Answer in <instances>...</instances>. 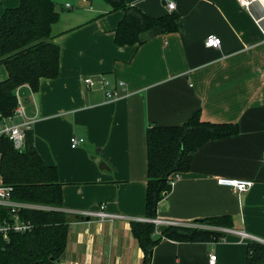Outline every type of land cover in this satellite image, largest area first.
<instances>
[{"label":"crops","instance_id":"1","mask_svg":"<svg viewBox=\"0 0 264 264\" xmlns=\"http://www.w3.org/2000/svg\"><path fill=\"white\" fill-rule=\"evenodd\" d=\"M88 2L67 0V10L77 4L81 11L63 13L53 27L61 48L59 76L42 79L33 94L21 89L26 118L0 121L4 127L31 120L39 154L59 169L69 232L56 264H143L131 222L146 220L147 130L181 126L197 111L205 122L237 124L239 133L211 140L194 154L191 170L175 177L157 218L191 224L231 216L234 228H212L224 234L212 242L164 238L151 264H209L211 254L216 264H246L248 243H264V0L250 10L237 0H125L153 17L179 15L177 32L153 28L141 45L125 47L114 39L124 13L103 0ZM19 4L0 1V18ZM210 35L221 39L220 48L205 46ZM102 77L111 87L125 83L119 100L106 98ZM6 78L7 72L0 75ZM86 78L95 85L87 87ZM73 137L84 143L72 148ZM223 178L255 185L237 192L219 185ZM102 205L123 217L76 214ZM165 227L156 228V236Z\"/></svg>","mask_w":264,"mask_h":264},{"label":"trees","instance_id":"2","mask_svg":"<svg viewBox=\"0 0 264 264\" xmlns=\"http://www.w3.org/2000/svg\"><path fill=\"white\" fill-rule=\"evenodd\" d=\"M18 1V7L7 9L0 18V65L7 72V78L0 81V121L13 116L19 103L18 89L29 86L38 92L42 79H56L60 72L61 48L55 42L53 27L61 15L55 2ZM103 1L111 11L124 13L114 31L117 46L141 45L153 28L165 33L179 29L176 13L153 17L125 0ZM238 133L237 124L205 122L200 111L181 126H150L146 134V219L158 217L159 204L171 191L175 177L191 170L194 154L204 144ZM0 179L2 185L13 189L14 200L54 208L24 213L33 230L11 233L9 240L0 238V264H56L65 252L69 232L67 214L62 211L63 184L58 167L45 163L39 154L32 129L26 132L21 149H16L8 136L0 135ZM192 224L202 227L167 226L156 236L154 224L132 221L133 236L145 254L143 264H151L152 251L164 238L183 243L212 242L224 235L212 228H234L231 216L208 217ZM246 264H264V243H248Z\"/></svg>","mask_w":264,"mask_h":264},{"label":"built area","instance_id":"3","mask_svg":"<svg viewBox=\"0 0 264 264\" xmlns=\"http://www.w3.org/2000/svg\"><path fill=\"white\" fill-rule=\"evenodd\" d=\"M241 7L250 10L252 6L257 3L258 0H237ZM70 8V5H67ZM168 9L173 11L175 10V4L173 2L168 3ZM262 21V18L258 20ZM205 46L209 49H218L222 46V41L216 35H210L205 40ZM84 83L87 87H93L95 85L94 80L91 78H86ZM100 84L106 90V98L111 101H116L121 98L120 91L125 90V83L119 81L116 86L111 87L110 82L106 77H102L100 79ZM25 87V86H24ZM28 90H30L31 94L34 92L31 90L29 86H26ZM21 88L17 91L18 97V107L15 109L13 116L10 119L11 121L14 118H26L25 108L23 103V98L21 96ZM33 122L31 120H23L20 124L7 126L5 125L0 130V135H6L13 142L16 149H21L24 146L26 139V132L32 129ZM84 143L83 139H78L73 137L71 139V147L78 148L81 144ZM264 165V160H263ZM218 184L221 186L229 187L234 189L237 192H247L250 190L255 183L253 181L248 180H237V179H229L223 178L218 180ZM54 208L32 204L23 201H17L13 198V189L9 186H5L0 184V238L9 240V235L11 233H27L33 230V224L31 221L26 220L23 215L27 211L30 210H43V211H51ZM2 210V211H1ZM76 214L88 217V218H99L102 221L105 220H114L116 218H122L123 216L111 215L105 212V206L102 205L100 211L98 212H77ZM144 222H149L155 225L156 228L160 226H187V227H202L189 223H178L171 221H164L158 218L143 220ZM223 231H229L228 229H224ZM243 236H247L245 233H241ZM217 257L214 254L209 256V264H216Z\"/></svg>","mask_w":264,"mask_h":264},{"label":"rangeland","instance_id":"4","mask_svg":"<svg viewBox=\"0 0 264 264\" xmlns=\"http://www.w3.org/2000/svg\"><path fill=\"white\" fill-rule=\"evenodd\" d=\"M53 1L55 2L56 6H57V10L60 12L61 16L63 15V13L69 14V13H75V12L81 11V9H79L77 4H76L77 6L75 5L74 8H72L71 10H67L65 8V3H66L67 0H53ZM97 1L100 2V0H89L88 3H94V2H97ZM5 73H6L5 72V67L0 65V75L1 74L4 75ZM0 81H1V79H0ZM21 89H23L24 91L27 90L26 86L25 87L24 86L21 87ZM18 121H19L18 119H14L13 122L12 121H7L6 124L10 125V124L17 123ZM1 127H2V123L0 122V129H1Z\"/></svg>","mask_w":264,"mask_h":264},{"label":"water","instance_id":"5","mask_svg":"<svg viewBox=\"0 0 264 264\" xmlns=\"http://www.w3.org/2000/svg\"><path fill=\"white\" fill-rule=\"evenodd\" d=\"M151 255H152V254H151ZM58 261H59V260H58ZM58 261H57V262H58Z\"/></svg>","mask_w":264,"mask_h":264}]
</instances>
